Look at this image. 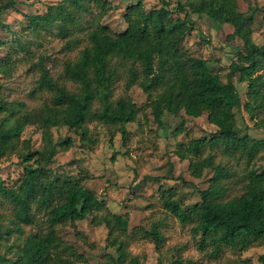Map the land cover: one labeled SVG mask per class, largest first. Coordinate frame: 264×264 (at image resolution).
Instances as JSON below:
<instances>
[{"label": "trees", "instance_id": "1", "mask_svg": "<svg viewBox=\"0 0 264 264\" xmlns=\"http://www.w3.org/2000/svg\"><path fill=\"white\" fill-rule=\"evenodd\" d=\"M161 3L160 8L151 10L142 0L129 6L124 15L126 29L121 33L103 24L113 9L109 0H60L45 15L28 17L38 33L57 27L58 37H70L65 48L72 50L81 44L82 38L75 34L82 29L83 17L97 13L78 59L64 64L62 75L77 84L76 92L51 76L45 66L48 58L41 56L34 64L39 71L36 92L48 94L49 100L30 110L23 103L5 101L0 94V163L7 156L18 155L24 170L17 186H8L0 175V209L10 206L14 213L13 218L5 220L8 226H0V264H88L62 239L58 228L85 221L105 204L79 181L53 174L49 166L55 157L74 145L71 137L54 141L53 131L67 129L85 143L95 144L88 124L97 122L114 127L126 140L128 126L136 122L139 109L129 97L113 100L114 88L123 78L126 92L139 87L150 97L148 107L159 125L166 113H185L195 119L207 115L208 122L216 128L210 138L180 144L175 152L180 160L190 162L189 171L195 179L212 170L210 187L201 191L200 202L187 207H182L175 200L176 193L170 190L165 208L182 225L193 224L200 249H210L211 256H219L224 249L243 253L257 246L264 248V227L252 224L240 198L225 199L227 187L223 183L230 178V169L216 164L214 154L204 156L206 150H222L250 164L264 151V139L241 136L237 123V111L243 106L235 83L237 77L240 83L247 84L244 108L250 118L254 120L259 112L264 113V45L256 44L252 38L254 14L241 13L237 0H188L185 4L178 2L174 8L170 0ZM14 5L15 0H4L0 15ZM193 16L217 28L231 26L234 31L229 40H241V46L233 45L235 59L226 82L210 71L208 60L194 57L185 49V39L196 27ZM13 68L8 59L0 64V73L10 75ZM256 125L264 130V118ZM31 126L42 133L43 147L35 152L30 151L28 141L21 140ZM114 137L115 133L112 140ZM21 143L24 152L19 150ZM256 186L264 188V173L252 169L247 188ZM37 213L43 216L42 221L37 219ZM103 223L110 230V246L117 253V257L109 255V264H124L127 244L112 235L116 230L127 233L129 215L111 214L100 222ZM26 227L37 230L27 235ZM147 235L156 246L162 244L163 237L157 229ZM259 261L264 264V253ZM130 264L139 263L132 258Z\"/></svg>", "mask_w": 264, "mask_h": 264}, {"label": "rangeland", "instance_id": "2", "mask_svg": "<svg viewBox=\"0 0 264 264\" xmlns=\"http://www.w3.org/2000/svg\"><path fill=\"white\" fill-rule=\"evenodd\" d=\"M112 11L103 20V24L114 33L124 32L126 9L140 0H109ZM147 10L161 7V0H142ZM188 0H170L171 8L178 2ZM239 11L254 14L251 23L253 41L264 45V0H237ZM60 0H15V5L3 9L0 15V64L10 60L14 68L10 75L0 73V94L9 103L19 102L32 110L39 108L49 100L48 94L36 92L39 71L35 63L41 56L48 58L45 63L51 76L66 85L69 91L76 92L77 84L64 77V64L78 59L80 51L87 44L86 34L93 27L97 17L94 12L84 16L82 29L76 36L82 38L81 44L72 50L65 48L69 38L56 35L57 27L51 31L36 32L28 17L43 16L50 6ZM4 0H0V7ZM195 29L184 42L185 49L194 57L209 61L210 71L227 81L229 66L234 58L233 45L241 46L240 39L229 40L233 27H214L206 19L193 16ZM235 83L240 93L243 106L237 111V123L240 135L249 134L253 139L263 140L264 130L256 122L264 118L259 112L256 119H251L244 104L248 99L247 84ZM124 78L117 83L113 100L129 97L139 109L134 124L128 126L129 136L123 139L114 127L92 122L88 124L89 135L95 144L85 143L80 136L67 129H55L53 140L71 137L73 147L68 152H60L49 166L53 174L80 184L93 192L105 207L75 225L60 226L59 235L88 264H109V255L117 257L116 249L111 247L110 230L106 224H100L109 215H129L126 234L114 231L113 237L127 244L128 258L124 264H130L135 258L139 264H261L263 247H254L247 252H235L224 249L219 256H211L210 249L201 250L199 239L193 235V224L182 225L164 206L168 192L176 193L182 207L192 206L201 201V191L211 185L213 171L206 170L201 179H195L189 171V161H182L176 156L180 144L191 140L210 138L216 128L208 122L207 115L195 119L185 113L179 116L165 114L162 125L155 122L148 107L150 97L139 87L126 92ZM98 107V104L96 105ZM179 130V131H178ZM115 137L112 140V136ZM22 141L31 144L32 152L43 147L42 133L36 127H27L22 134ZM20 152H24L21 143ZM29 152V151H28ZM215 155V163L225 165L231 171L229 179L224 181L227 187L225 199L240 198L247 207L250 220L256 227H264V188L256 186L248 189L249 173L255 169L264 173V151L254 161L246 163L238 155L229 156L222 150H206L204 156ZM115 159L113 160V156ZM24 173L18 155L7 156L0 163V175L8 186H17ZM39 221L43 216L36 214ZM10 206L0 209V226H8L7 219L13 218ZM40 226H43L41 224ZM157 229L163 237L160 246H156L147 234ZM25 234L35 232L36 227H26ZM13 238L11 239L12 242ZM6 252V249L3 250Z\"/></svg>", "mask_w": 264, "mask_h": 264}]
</instances>
